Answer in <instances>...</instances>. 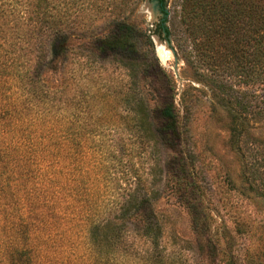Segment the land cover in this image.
<instances>
[{
  "label": "rangeland",
  "instance_id": "obj_1",
  "mask_svg": "<svg viewBox=\"0 0 264 264\" xmlns=\"http://www.w3.org/2000/svg\"><path fill=\"white\" fill-rule=\"evenodd\" d=\"M181 4L53 0V19L71 36V52L52 82L59 83L56 96L67 99L70 113L73 204L106 212L133 190L147 193L170 264H226L228 254L243 264H264L263 66L248 57L243 40L236 46L222 42L216 53L204 46L205 56L195 54ZM118 21L149 36V77L142 78L141 67L129 61L80 47ZM168 92L191 156L194 188L209 214L218 248L214 262L201 255L190 216L167 177L170 153L153 134L150 114L135 104L141 99L151 106ZM125 216L118 220L126 225L127 250H145L148 243Z\"/></svg>",
  "mask_w": 264,
  "mask_h": 264
},
{
  "label": "trees",
  "instance_id": "obj_2",
  "mask_svg": "<svg viewBox=\"0 0 264 264\" xmlns=\"http://www.w3.org/2000/svg\"><path fill=\"white\" fill-rule=\"evenodd\" d=\"M159 1L161 7L168 2ZM181 6L195 54L205 56L207 48L216 53L222 42L236 46L243 40L248 57L261 60L264 74V0H182ZM58 22L53 0H0V264H170L147 193L133 190L112 201L105 211L117 218L73 204L70 113L67 99L56 96L59 83L52 82L72 48L70 33ZM83 44L96 56L140 66L142 78L150 75L145 49L151 40L134 24L115 22ZM135 104L150 114L153 134L169 151L167 177L190 216L201 255L214 262L218 248L194 188L173 93L151 106L141 99ZM122 216L148 243L145 250H127ZM226 264L243 263L228 254Z\"/></svg>",
  "mask_w": 264,
  "mask_h": 264
},
{
  "label": "bare ground",
  "instance_id": "obj_3",
  "mask_svg": "<svg viewBox=\"0 0 264 264\" xmlns=\"http://www.w3.org/2000/svg\"><path fill=\"white\" fill-rule=\"evenodd\" d=\"M167 56V54L166 53H161V58H165Z\"/></svg>",
  "mask_w": 264,
  "mask_h": 264
},
{
  "label": "flooded vegetation",
  "instance_id": "obj_4",
  "mask_svg": "<svg viewBox=\"0 0 264 264\" xmlns=\"http://www.w3.org/2000/svg\"><path fill=\"white\" fill-rule=\"evenodd\" d=\"M157 3L161 6V3H160V1L159 0H157Z\"/></svg>",
  "mask_w": 264,
  "mask_h": 264
}]
</instances>
